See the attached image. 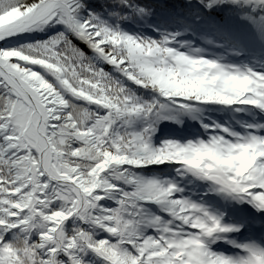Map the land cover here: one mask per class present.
<instances>
[{
  "label": "snow or ice",
  "instance_id": "snow-or-ice-1",
  "mask_svg": "<svg viewBox=\"0 0 264 264\" xmlns=\"http://www.w3.org/2000/svg\"><path fill=\"white\" fill-rule=\"evenodd\" d=\"M0 264H264V0H0Z\"/></svg>",
  "mask_w": 264,
  "mask_h": 264
}]
</instances>
